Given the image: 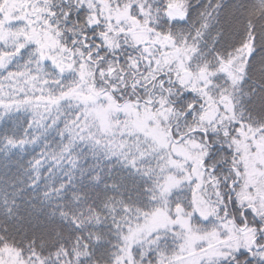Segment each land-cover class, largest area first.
<instances>
[{
	"label": "snow or ice",
	"instance_id": "6c2138e0",
	"mask_svg": "<svg viewBox=\"0 0 264 264\" xmlns=\"http://www.w3.org/2000/svg\"><path fill=\"white\" fill-rule=\"evenodd\" d=\"M0 264H264V0H0Z\"/></svg>",
	"mask_w": 264,
	"mask_h": 264
}]
</instances>
